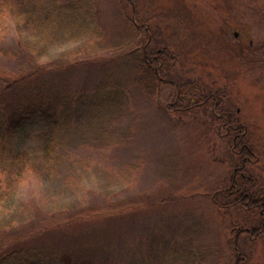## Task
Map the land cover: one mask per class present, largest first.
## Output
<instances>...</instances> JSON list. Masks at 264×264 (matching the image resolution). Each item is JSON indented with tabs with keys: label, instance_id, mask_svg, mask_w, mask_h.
I'll return each instance as SVG.
<instances>
[{
	"label": "rangeland",
	"instance_id": "rangeland-1",
	"mask_svg": "<svg viewBox=\"0 0 264 264\" xmlns=\"http://www.w3.org/2000/svg\"><path fill=\"white\" fill-rule=\"evenodd\" d=\"M90 4L88 31L76 38L53 24L41 43L34 27L5 20L0 69H39L50 84L75 94L105 81L112 86L109 96L100 94L75 114L51 175L33 152L37 169L26 166L8 178L13 183L4 188L9 199L0 202V252L23 244L70 245L93 254L120 249L133 261L141 247L151 248L156 259L176 248L184 250L179 264H241L242 258L264 264V231L254 233L256 224L240 207L221 208L213 200L231 184L238 164L234 134L220 126L214 106L187 104L174 84H199L205 95L222 92L228 111L247 127L259 154L253 172L264 181V55L247 53L249 45L264 44V0ZM132 22L141 23L139 33ZM149 40L156 53L170 52L156 96L134 80L131 65L137 46L149 55ZM42 127L39 118L31 120L34 133L25 148L35 151ZM237 225L251 227L233 231ZM47 264L66 263L51 256Z\"/></svg>",
	"mask_w": 264,
	"mask_h": 264
},
{
	"label": "trees",
	"instance_id": "trees-1",
	"mask_svg": "<svg viewBox=\"0 0 264 264\" xmlns=\"http://www.w3.org/2000/svg\"><path fill=\"white\" fill-rule=\"evenodd\" d=\"M71 1L73 3L60 0H0V36L7 31L5 20L8 16L13 17L22 28L34 27L36 36H39L37 39L41 43L47 42L53 24L61 26L62 33L69 38L81 36L88 31L85 21L91 20L94 16L93 7L90 0ZM178 19L180 20L179 17ZM140 24L132 22L137 33ZM148 45V56L145 55V48L140 46L130 52V55L137 52L132 56L131 65L135 70L134 80L148 94L156 96L161 83H165L162 73L166 70L170 52L169 49L161 52L159 56L163 58L161 65L158 60L150 58L152 53L158 52L155 51L157 49H152L151 40ZM248 50L247 53L252 57L256 53L264 55V44L258 49H253L252 45H249ZM111 83L105 81L93 92L75 94L73 91L61 90L50 84L47 79L42 78L39 69L16 72L0 69V202L9 199V194L4 192V188L9 189L13 183L7 182L9 177L21 174L26 166L37 169L31 161L33 152L37 154L35 157L39 156L42 160L41 168L47 175L54 172L58 165V146L65 132L73 126L71 121L75 114L78 112L82 115L84 110L99 100L100 94L102 99L109 96L107 91ZM174 84L176 94L181 96L182 101L195 103L198 100H205L206 105L214 106L213 109H217L219 117L222 118L220 126L224 125L226 132L234 134L233 142L235 141L234 149L238 164L230 180L231 184L226 189L217 190L213 200L221 208L240 207L251 217V226L256 224L253 229L251 228L252 231L256 234L261 233L264 231V181L258 176L255 177L253 172L256 171L259 154L247 138V127L240 122L236 113L228 111V102L222 92L205 95L199 84L186 82ZM84 99L85 101H82ZM34 117L43 123V127L36 133L38 145L33 146L35 151L25 148L22 144L25 138L33 137L34 132L29 126ZM2 206L0 204V213L3 212ZM251 226L237 225L233 226L232 230L249 231ZM84 243L81 242L82 245ZM67 248L68 246L62 245L58 247L49 244H23L0 252V264H47L51 256L59 257L66 264H179L184 252L182 249L166 248L164 256L156 259L152 255L154 252L149 250L151 248L141 247L132 254L131 261L120 249L111 248L109 254L100 252L93 254L82 246L76 248L77 250L70 245L68 250ZM186 253L193 255L191 252ZM238 257L240 259L241 256ZM241 260L243 261L241 264H244L245 258Z\"/></svg>",
	"mask_w": 264,
	"mask_h": 264
},
{
	"label": "flooded vegetation",
	"instance_id": "flooded-vegetation-1",
	"mask_svg": "<svg viewBox=\"0 0 264 264\" xmlns=\"http://www.w3.org/2000/svg\"><path fill=\"white\" fill-rule=\"evenodd\" d=\"M161 50H164V49H161ZM155 58L158 59V61H160V64L162 65V63H163V58L159 57V54H156V55H155Z\"/></svg>",
	"mask_w": 264,
	"mask_h": 264
}]
</instances>
